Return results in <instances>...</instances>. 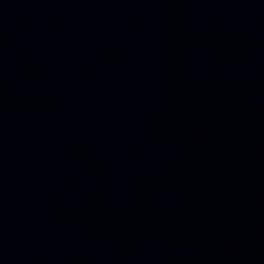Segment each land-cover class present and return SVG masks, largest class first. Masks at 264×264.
<instances>
[{
    "label": "water",
    "instance_id": "95a60500",
    "mask_svg": "<svg viewBox=\"0 0 264 264\" xmlns=\"http://www.w3.org/2000/svg\"><path fill=\"white\" fill-rule=\"evenodd\" d=\"M0 264H264V0H0Z\"/></svg>",
    "mask_w": 264,
    "mask_h": 264
}]
</instances>
